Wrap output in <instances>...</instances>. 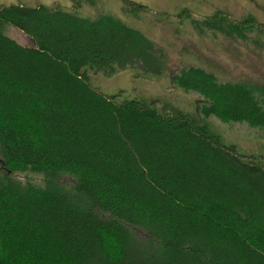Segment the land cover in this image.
Listing matches in <instances>:
<instances>
[{
    "label": "trees",
    "instance_id": "1",
    "mask_svg": "<svg viewBox=\"0 0 264 264\" xmlns=\"http://www.w3.org/2000/svg\"><path fill=\"white\" fill-rule=\"evenodd\" d=\"M70 2L0 8V264H264V157L206 122L264 130V86L189 67L171 83L198 96L195 114L105 96L92 74L161 78L164 52L103 1ZM189 14L199 34L264 36L251 17Z\"/></svg>",
    "mask_w": 264,
    "mask_h": 264
},
{
    "label": "rangeland",
    "instance_id": "2",
    "mask_svg": "<svg viewBox=\"0 0 264 264\" xmlns=\"http://www.w3.org/2000/svg\"><path fill=\"white\" fill-rule=\"evenodd\" d=\"M102 1L110 13L143 32L156 48L164 52L166 66L161 78L145 76L134 70L110 78L92 74V87L103 95L121 94L123 98L155 100L159 107L169 104L195 114L198 96L186 94L171 83V77L185 68H202L214 74L221 83L247 82L249 85L264 86L263 35L252 33L250 40L245 41L236 35L228 37L203 30L199 34L190 24V19L179 17L183 11H187L189 18L202 21L221 13L234 21L251 17L264 24V0H130L148 10L147 14L138 17L123 13L122 0ZM9 5L71 9L70 0H0V8ZM95 12L93 8L86 7L82 14L94 16ZM4 31L20 45L34 47L32 39L15 28L8 26ZM206 122L227 146L236 147L246 156L264 157V130L252 129L246 124H224L214 117Z\"/></svg>",
    "mask_w": 264,
    "mask_h": 264
}]
</instances>
